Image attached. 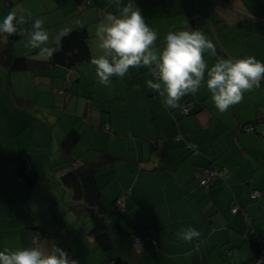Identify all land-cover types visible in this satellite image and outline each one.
I'll return each mask as SVG.
<instances>
[{
  "label": "crops",
  "instance_id": "1",
  "mask_svg": "<svg viewBox=\"0 0 264 264\" xmlns=\"http://www.w3.org/2000/svg\"><path fill=\"white\" fill-rule=\"evenodd\" d=\"M131 2L158 33L154 51L176 29L199 30L213 43L214 53L203 54L200 86L177 108L164 104L155 63L130 67L122 78L113 74L108 86L90 63L93 56L105 55L97 24L108 12L119 15L129 0H0V17L10 11L23 17L22 35L12 44L15 57L46 62L49 56L43 59L40 48L57 51L58 31L79 27L87 31L90 55L75 67L9 72L0 63V250L30 247L37 235L38 245L50 250L55 244L77 264H113L117 257L129 264H254L264 254V80L223 113L215 109L206 81L208 68L224 58L253 56L264 62V0ZM36 18L49 39L40 48H26ZM6 42L0 34V50ZM147 80L161 83L160 90L148 87ZM185 104L190 111L182 116L178 109ZM245 125L254 126V133H244ZM70 131L79 137L63 155L60 142ZM152 140L162 144L152 147ZM187 141L197 145L198 155L189 153ZM100 155L115 159L95 175L107 216L106 251L89 235L87 209L59 182L71 166ZM23 160L41 177L32 189L14 175ZM206 167L218 175L203 188L198 178ZM253 190L260 192L257 200L250 198ZM120 194L126 195L123 215L114 207ZM233 206L238 208L234 214ZM243 212L260 243L245 236ZM189 226L201 237L178 240L176 233ZM36 227L40 233L33 232ZM135 233L141 234V252L132 245Z\"/></svg>",
  "mask_w": 264,
  "mask_h": 264
},
{
  "label": "clouds",
  "instance_id": "2",
  "mask_svg": "<svg viewBox=\"0 0 264 264\" xmlns=\"http://www.w3.org/2000/svg\"><path fill=\"white\" fill-rule=\"evenodd\" d=\"M22 16L8 12L0 17V34L19 35L18 25ZM43 21L33 20L28 32L26 48L37 49L49 39L46 30L41 29ZM70 28L58 31L55 39L59 42L68 35ZM96 35L105 55L93 56L90 63L95 66L99 82L108 86L113 74L124 77L130 67L156 64L159 80L165 93L164 104L168 108H177L185 94L194 92L201 84L206 68L203 54L206 50L214 53L213 43L199 30L176 29L164 36V44L159 51L153 50L158 33L146 24L138 7L131 0L115 15L108 12L96 26ZM43 59L51 55L49 48H40ZM109 57L111 59H109ZM207 89L215 109L226 112L230 106L243 99L244 92L259 87L264 80V62L253 56L243 58H224L214 63L207 70ZM148 87L156 90L161 83L147 80ZM178 240L193 242L201 237V232L194 227L181 228L177 233ZM198 246V245H197ZM0 264H77L68 257L66 250L57 245L49 248L33 243L15 251L0 250Z\"/></svg>",
  "mask_w": 264,
  "mask_h": 264
},
{
  "label": "trees",
  "instance_id": "3",
  "mask_svg": "<svg viewBox=\"0 0 264 264\" xmlns=\"http://www.w3.org/2000/svg\"><path fill=\"white\" fill-rule=\"evenodd\" d=\"M121 2H116V3H121ZM18 30L20 31L19 25H18ZM30 31H32V29ZM5 35L7 37V42L5 46L0 50V63L3 64L8 69L9 72L26 71V70L38 69V68L54 66V65L75 67L78 64L88 62L90 59L89 48L87 45L88 35L85 27H79L70 31L68 35L64 36L59 42H57L58 50L52 51L51 55H49L48 61L46 62L36 60L34 58H31L30 56L15 57L12 53V44L21 37L22 35L21 31L19 35L16 34H13L11 36H8L7 34ZM46 48H49L51 50V47H46ZM151 71L154 76L153 71L156 70L153 68ZM182 106H180L178 109L179 113ZM252 123L254 122H251L249 124ZM245 126H252V125H245ZM245 126H243V128ZM252 127H253V131L247 134L254 133L255 131L254 126ZM110 130L111 128L109 127L108 131ZM78 137L79 136L75 131H70L67 134V136L64 137V139L60 142V150L63 153V155L69 154L75 142L77 141ZM262 137L264 138V136ZM190 142L195 145V149L193 150L192 148H188L187 146L186 149L189 151L191 155L193 156L198 155L199 149L197 148V145L192 141ZM151 146H154V144H151ZM113 161H115V159L111 156L100 155L98 159L95 161L82 162L77 167L71 166V169L69 171H67L66 173H64L59 177V182L61 186L70 189L72 191L73 199L75 201L81 202L82 205L87 209V213L90 222L92 224L89 235L93 237L94 241L97 243V247L101 251L108 250L110 244H109V236H108L106 211L103 207L100 188L97 186L95 182V175L106 165L113 163ZM14 175L18 177L23 182V184L29 189H32L41 179L40 176L36 175L28 168V165L24 160L20 161L16 165V168L14 170ZM125 196H126L125 194H120L117 198L122 197V199L124 200ZM115 200H114V207L116 209ZM125 212H126L125 207L123 213H119L117 211L118 215H123ZM243 215L244 217H246L248 222L247 224L248 227L245 230V236L248 237V239L260 243V240L256 237L255 229L252 226L251 219H249V217L246 216L245 212H243ZM35 231H39L40 233V230L37 227L33 229V232ZM135 235L141 236L140 233H135L133 234V238ZM133 238H132V245H133ZM141 249H142V244H141ZM137 252H141V250ZM259 255L260 253L255 257L254 264H256L255 262ZM113 264H129V263L126 260L117 257L113 260Z\"/></svg>",
  "mask_w": 264,
  "mask_h": 264
},
{
  "label": "built area",
  "instance_id": "4",
  "mask_svg": "<svg viewBox=\"0 0 264 264\" xmlns=\"http://www.w3.org/2000/svg\"><path fill=\"white\" fill-rule=\"evenodd\" d=\"M114 1H115V2H121V1H123V0H114ZM87 2H88V0H87ZM153 73H154V76H155V77H158V73H157V71H153ZM59 93L62 94L63 91H59ZM189 108H190L189 105H183V106L181 107L180 114L183 115V116H184V115H187L188 112H189ZM103 129H104V130H108L109 127H108L107 125H105V126L103 127ZM243 131H244L245 133H250V132L253 131V127H252V126H245V127L243 128ZM262 136H264V132L262 133ZM175 137L178 138L179 136L176 135ZM154 143L160 144V143H162V142H161V140H156V142H152V144H154ZM186 146H187L188 148H192L193 150L195 149V145H194L193 143H191L190 141H188V142L186 143ZM216 175H218V173H217L216 170H214V169H212V168H203V169L200 171V175H199V178H198V185H199L200 187L207 188L210 179H211L212 177L216 176ZM221 175H222V177H223L224 179H227V178L229 177L227 174H224V173H222ZM259 196H260V192H259L258 190H253V191L250 193V198H251L252 200H257V199L259 198ZM122 201H123L122 197H119V198H117V199L115 200V206H116V209H117V211H118L119 213H123V212H124V207H123ZM237 210H238V208H237L236 206H233L232 209H231V213L234 214L235 212H237ZM34 242H35L36 244H38V237H37V235H33V236L31 237V244L33 245ZM133 247H134V249H135L136 251H140V250H141V236H140V235H135V236H134V238H133ZM68 257H69L70 259L73 260V258H72L70 255H69ZM255 263H256V264H263V263H264V254H263V253H261V254L258 256V258L256 259V262H255Z\"/></svg>",
  "mask_w": 264,
  "mask_h": 264
},
{
  "label": "rangeland",
  "instance_id": "5",
  "mask_svg": "<svg viewBox=\"0 0 264 264\" xmlns=\"http://www.w3.org/2000/svg\"><path fill=\"white\" fill-rule=\"evenodd\" d=\"M152 142H156V140H152V141H150L149 143H150V145L152 144ZM154 145H157V146H160V144H157V143H154ZM153 147V146H152ZM40 236V235H39Z\"/></svg>",
  "mask_w": 264,
  "mask_h": 264
}]
</instances>
